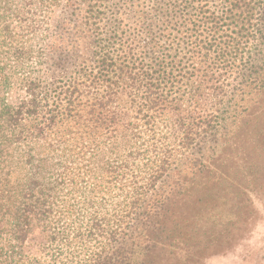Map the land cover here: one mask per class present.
Segmentation results:
<instances>
[{
	"label": "trees",
	"instance_id": "16d2710c",
	"mask_svg": "<svg viewBox=\"0 0 264 264\" xmlns=\"http://www.w3.org/2000/svg\"><path fill=\"white\" fill-rule=\"evenodd\" d=\"M255 92L264 94V0H0V94L17 96L0 109V193H10L18 154L35 168L43 150L110 152L117 162L105 173L124 181L128 202L90 214L87 237L121 249L96 264H132L123 249L142 243L155 262L192 264L168 252L199 245L186 204L172 227L158 224L186 194V171L214 164L239 102ZM38 174L25 199L42 190ZM34 205L12 214L22 243Z\"/></svg>",
	"mask_w": 264,
	"mask_h": 264
},
{
	"label": "rangeland",
	"instance_id": "374dc122",
	"mask_svg": "<svg viewBox=\"0 0 264 264\" xmlns=\"http://www.w3.org/2000/svg\"><path fill=\"white\" fill-rule=\"evenodd\" d=\"M16 97L1 93L0 109L5 100L14 102ZM245 97L228 134L216 146V159L208 173L186 171L188 175L181 179L186 186V194L180 197L183 200H171L172 216L158 224L169 229L187 209L193 226L195 221L201 226L199 245L176 242L168 252L188 253L195 261L192 264H264V94ZM93 153L75 157L43 150L37 154L39 166L35 168L19 154L14 156L10 193H0V264H96L99 255L121 251L105 239L87 237L93 211L105 213L116 206L124 208L128 202L122 191L124 181L116 182L105 173L109 162H117L115 154ZM62 161L70 165L67 172L62 171ZM35 172H39L42 190L37 187L25 199L23 189ZM24 200H32L33 206L35 202L38 212L28 214L30 230L22 243L12 225V214L23 216ZM49 202L52 209L47 208ZM132 223L124 224L121 241L131 240ZM185 231L186 238L191 236ZM124 249L132 264H160L145 243L127 244ZM164 264L180 263L172 259Z\"/></svg>",
	"mask_w": 264,
	"mask_h": 264
}]
</instances>
